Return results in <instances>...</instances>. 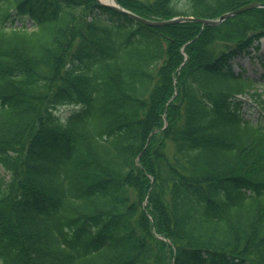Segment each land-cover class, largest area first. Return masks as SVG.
Returning a JSON list of instances; mask_svg holds the SVG:
<instances>
[{
    "label": "trees",
    "instance_id": "obj_1",
    "mask_svg": "<svg viewBox=\"0 0 264 264\" xmlns=\"http://www.w3.org/2000/svg\"><path fill=\"white\" fill-rule=\"evenodd\" d=\"M262 37L261 7L0 0V264H264Z\"/></svg>",
    "mask_w": 264,
    "mask_h": 264
},
{
    "label": "water",
    "instance_id": "obj_2",
    "mask_svg": "<svg viewBox=\"0 0 264 264\" xmlns=\"http://www.w3.org/2000/svg\"><path fill=\"white\" fill-rule=\"evenodd\" d=\"M100 3H103L107 6H112L114 8H116L119 11H123L124 13H126L127 15H129L130 17H135L137 20L141 21L142 23H146L147 25L150 26H161V25H166V24H175L177 22H188V21H193L196 23H202V24H206V25H214L217 23H220L222 20H224L225 18L231 17L234 14L237 13H241L244 10H248V9H254V7H261L264 8V2H258V1H253L247 4L242 5V7H239L237 9H234L232 11H226L223 12L219 17L217 18H206V17H193V16H181V15H176L174 17L171 18H166L165 20H151V19H147V18H142L137 16L136 14H134L133 12L131 13L130 11L126 10L123 7H120L117 3L116 0H109V2H107L106 0H98Z\"/></svg>",
    "mask_w": 264,
    "mask_h": 264
},
{
    "label": "rangeland",
    "instance_id": "obj_3",
    "mask_svg": "<svg viewBox=\"0 0 264 264\" xmlns=\"http://www.w3.org/2000/svg\"><path fill=\"white\" fill-rule=\"evenodd\" d=\"M245 4H247V3H245ZM235 9H237V8H235ZM232 10H234V9H232ZM234 15H236V14H234ZM261 59H264V39L263 38L260 40V49L259 50L253 51L251 49L249 53H245V55H243L242 57H237L235 60L237 62H239L240 64H242L244 67H247L248 72H252V69L256 68V71H255L256 72V76H259V74H262L263 75L262 81H263L264 80V68L260 67L259 64H258V62ZM259 88L261 90H263L262 97H264V87L263 88L259 87ZM176 95H177V93L176 94H172V98L171 99H173ZM255 99H256V97H253V98L247 99V101L249 103H255V101H256ZM62 109H63L62 112H61L62 114H67L68 111H69L66 107H62ZM161 127L165 128V124L162 123ZM0 173H3V168L2 167H0Z\"/></svg>",
    "mask_w": 264,
    "mask_h": 264
},
{
    "label": "clouds",
    "instance_id": "obj_4",
    "mask_svg": "<svg viewBox=\"0 0 264 264\" xmlns=\"http://www.w3.org/2000/svg\"><path fill=\"white\" fill-rule=\"evenodd\" d=\"M74 107H75V110L76 111H79L83 107V105L82 104H77ZM54 115H58V113H54ZM60 124L62 126H67V119H66V117H61L60 118Z\"/></svg>",
    "mask_w": 264,
    "mask_h": 264
},
{
    "label": "bare ground",
    "instance_id": "obj_5",
    "mask_svg": "<svg viewBox=\"0 0 264 264\" xmlns=\"http://www.w3.org/2000/svg\"><path fill=\"white\" fill-rule=\"evenodd\" d=\"M107 2H109V0H106Z\"/></svg>",
    "mask_w": 264,
    "mask_h": 264
}]
</instances>
